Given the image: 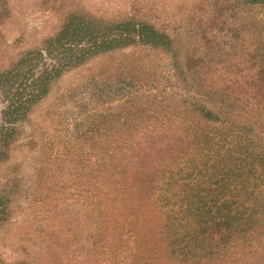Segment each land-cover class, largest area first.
I'll list each match as a JSON object with an SVG mask.
<instances>
[{"label": "rangeland", "instance_id": "obj_1", "mask_svg": "<svg viewBox=\"0 0 264 264\" xmlns=\"http://www.w3.org/2000/svg\"><path fill=\"white\" fill-rule=\"evenodd\" d=\"M0 264H264V0H0Z\"/></svg>", "mask_w": 264, "mask_h": 264}, {"label": "trees", "instance_id": "obj_2", "mask_svg": "<svg viewBox=\"0 0 264 264\" xmlns=\"http://www.w3.org/2000/svg\"><path fill=\"white\" fill-rule=\"evenodd\" d=\"M246 138V137H244ZM246 140V139H245ZM244 142L242 141V144ZM243 149L245 151V153L247 154V156H250L252 153L251 152H247V150L245 149V145H243ZM224 157L221 153H218L217 155V158L216 159V162H214V164L211 165L212 162H210V160H207L206 161V172L207 174L209 175V180L211 179H215V173H216V170L217 168H220L221 167V164L224 165V162H223V158ZM212 159V158H211ZM239 161H243V162H246L244 158H242V156L240 155V160ZM247 163V162H246ZM210 165V167H209ZM192 167L190 166L189 168V171L190 173L192 172L191 169ZM220 174L219 176L223 177L222 175H226L225 177H228L229 176V173L227 170H224L222 168H220ZM234 172V169L231 168V175L232 173ZM190 174L188 175L187 178L190 179ZM194 177V175L191 176V179ZM175 182L173 181V179L169 180L168 182L165 183V186H168L169 188H175ZM142 185L143 184H139V189H142ZM185 189H183V195L184 194H188V188L186 189V186H184ZM167 189V188H166ZM179 191L180 190H177L175 194H172V193H169V192H165L163 195H161V201L163 202H168L170 199H176V197H181L182 195H178L179 194ZM145 194V196L147 198H149V191L148 189L145 188V192H143ZM143 195V194H142ZM192 197H198V199L200 198L199 196L197 195H191V197H187L186 195H184L183 198H181L179 201H181L182 203V210L183 212H187V214L189 216H192V215H195V214H192L191 212V209L193 208L194 206V198ZM139 203H141V199H138ZM108 213H110L108 211ZM231 221H237L234 217L230 218ZM196 224V223H194ZM201 229L199 228L197 231H196V234H194L196 236V238L194 239L195 242H199V237L202 236L203 234L201 233L200 231ZM208 231H210L209 233V237L212 238V240L215 242V247H220V248H224L228 243H230L232 241V238L239 234V233H236V230H234L233 228V225L231 223V225H229L228 222H226L225 218L224 219H221V221H217V222H214L211 226V229H209ZM218 251V250H217ZM192 253V252H190ZM213 255H217L216 252L213 253Z\"/></svg>", "mask_w": 264, "mask_h": 264}]
</instances>
